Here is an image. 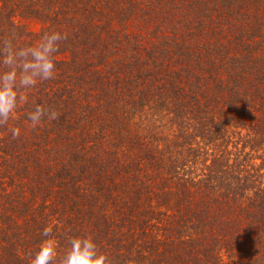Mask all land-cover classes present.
Returning a JSON list of instances; mask_svg holds the SVG:
<instances>
[{"label":"trees","instance_id":"16d2710c","mask_svg":"<svg viewBox=\"0 0 264 264\" xmlns=\"http://www.w3.org/2000/svg\"><path fill=\"white\" fill-rule=\"evenodd\" d=\"M51 30L55 78L0 126V264L45 226L116 264H264V0H0V40Z\"/></svg>","mask_w":264,"mask_h":264},{"label":"clouds","instance_id":"9594fccd","mask_svg":"<svg viewBox=\"0 0 264 264\" xmlns=\"http://www.w3.org/2000/svg\"><path fill=\"white\" fill-rule=\"evenodd\" d=\"M66 32H43L37 43L23 46L15 43L17 34L12 31L0 40V126L7 125L19 106L28 103L27 93L39 83L55 78V54L67 39ZM33 129L45 121L59 119L60 113L41 104L27 114ZM13 139L20 137L21 129L11 130ZM54 226H45L43 239L31 258L30 264H116V260L102 251L91 236L68 237V247L58 252L59 242L53 235Z\"/></svg>","mask_w":264,"mask_h":264},{"label":"rangeland","instance_id":"374dc122","mask_svg":"<svg viewBox=\"0 0 264 264\" xmlns=\"http://www.w3.org/2000/svg\"><path fill=\"white\" fill-rule=\"evenodd\" d=\"M29 26H30V28H32V29H36V27H37V23L34 22V21H30V22H29Z\"/></svg>","mask_w":264,"mask_h":264}]
</instances>
